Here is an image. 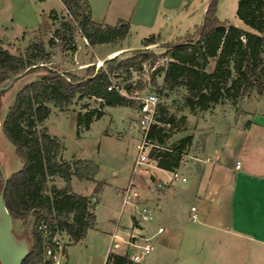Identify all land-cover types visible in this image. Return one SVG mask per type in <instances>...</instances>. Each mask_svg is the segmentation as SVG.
Listing matches in <instances>:
<instances>
[{
    "label": "trees",
    "instance_id": "obj_1",
    "mask_svg": "<svg viewBox=\"0 0 264 264\" xmlns=\"http://www.w3.org/2000/svg\"><path fill=\"white\" fill-rule=\"evenodd\" d=\"M61 1L90 46L122 41L130 32L128 21L119 20L114 26L94 21L87 0ZM217 3L218 0H210L203 25L195 37L189 36L183 42L167 45L162 56L137 51L134 58L118 61L119 54L106 60V68L101 66L95 71L89 66L83 78L45 68L47 74L25 85L17 93L15 102L2 121V133L23 162L22 168L8 178L4 196L6 207L12 220L35 218V228L28 237L31 251L22 264L44 262V248L49 240L39 230L40 224L47 226L49 236L64 233L73 243L84 239L88 231L96 227L92 198L75 193L71 178L75 175L79 179H90L99 168L93 161L76 160L69 163L59 160L61 145L58 138L50 135L47 129L39 128L50 116V104L62 109L71 105L76 95L80 94L100 98L106 106L132 107V101L112 87V77L131 62L141 67L143 59L151 56L152 65L159 58H169L164 69L163 88L169 92L183 88L184 105L191 113L208 111L226 99L236 101L245 98L253 88L263 94L264 0H239L238 3L237 16L255 32L222 25L216 17ZM57 16L53 10L49 18L56 20ZM38 28L47 31L48 21H43ZM54 35L62 39L71 38V23L62 22ZM156 43L155 37H149L143 45L148 47ZM51 44L53 40H50ZM31 50V56H22L0 48V87L36 65L38 58H47L43 43L34 44ZM103 116L101 109L78 113V130L81 126L88 130L94 121ZM167 121L173 122L175 118L171 116L168 120H159L161 123ZM162 130L163 127L158 124L153 125L148 139L163 144ZM192 139L191 135L187 136L181 145L173 149L155 147L148 157L158 167L174 171L182 163L184 144ZM53 176H60L66 182L65 187H50L49 178ZM103 188L104 184H97L93 194H100ZM105 264L142 263L131 261L128 252H110Z\"/></svg>",
    "mask_w": 264,
    "mask_h": 264
},
{
    "label": "rangeland",
    "instance_id": "obj_2",
    "mask_svg": "<svg viewBox=\"0 0 264 264\" xmlns=\"http://www.w3.org/2000/svg\"><path fill=\"white\" fill-rule=\"evenodd\" d=\"M108 1L89 0L91 6L94 7L93 17L101 19V14L110 9L111 14L106 16L105 23L116 25V15L120 12H127L128 8L127 5H115V1L110 6ZM207 1L196 0L194 2L193 6L197 7L194 15L192 12L178 14L176 11H169L159 18L158 27H162L160 33L163 46L145 47L141 41L144 37L149 36L148 30L142 27H133L123 44L130 49L120 53L118 61L134 58V53L137 51L162 56L166 52L167 45L183 42L189 36L195 37L198 29L203 25L205 16L202 15L201 9ZM238 3L239 0H218L217 19L222 25H232L255 32L237 16ZM53 10L58 15L56 20L49 18L50 12ZM45 20L49 23V29L42 31L38 27ZM62 22L71 23L73 31L71 38L62 39L54 35V32L61 28ZM50 40H53L51 45ZM38 42L43 43L47 58H38L36 65L42 66L31 69L28 74L17 80L9 90L0 95L1 121L5 119L9 108L15 102L17 93L25 85L47 74L45 68L54 69L60 73L75 74L83 78L86 76L88 68H83L80 63L93 60L94 57H101L109 46V44H100L90 47L61 0H0V48L6 49L13 55L31 56L33 51L31 48ZM122 43L123 40L115 42L116 47L121 46ZM105 62L101 65L104 68L107 67ZM152 62V56L143 59L141 67L131 62L129 66L115 72L112 77V85L132 101L130 102L132 107L106 106L100 98L77 94L73 103L64 106L62 109L50 104V116L39 126L41 129H47L50 135L58 138L61 145L60 161L69 163L76 160L93 161L98 166L97 174L90 179H79L73 175L71 185L73 191L88 193V196L92 198L91 202L95 213V197L98 196L93 194V188L97 184H104V188L99 194L100 202L96 210L100 227L119 225L124 228V226L130 225L132 220L135 224L138 223L136 216H139V208L136 206V200L123 204L125 191L130 181L134 180L137 191L139 186L151 189L153 184L157 188H162L164 185L158 186L159 183L156 184L152 172L156 171L157 163L150 160L149 157L146 163L139 166V171L134 173L139 156L137 145L144 139V132L138 122L140 105L138 96L157 93L160 97L156 120L158 126L163 127L161 135L164 138V143L158 144L155 141H150L149 153L155 147L176 148L181 145L184 138L190 135L194 139L193 124L188 120V114L191 112L184 105V89L179 88L174 92H169L163 88L164 69L169 58H159L155 65H152ZM99 64L100 62L96 61L95 64L91 65V68L97 71L101 67ZM214 64L213 62L212 65L214 66ZM258 94L257 90L253 88L247 97L236 101L226 99L219 106L225 107L226 111L228 107H233L235 112L242 114L247 109V102L257 98ZM97 109L103 110L104 116L100 120L94 121L88 130L84 129L83 126L78 130V113L84 114ZM171 116L175 118V121L170 123L168 121L159 122L160 118L168 120ZM193 139L183 146L182 150L185 154L182 163L184 166L189 163L188 155L194 153L198 146ZM22 166L23 162L17 156L15 147L1 132L0 191L4 186L2 171L6 178H9ZM65 185L66 182L60 176L49 178L50 187L55 186L61 189ZM12 227L18 238L26 237L28 239L35 228V218L12 220ZM104 229L106 231V228Z\"/></svg>",
    "mask_w": 264,
    "mask_h": 264
},
{
    "label": "crops",
    "instance_id": "obj_3",
    "mask_svg": "<svg viewBox=\"0 0 264 264\" xmlns=\"http://www.w3.org/2000/svg\"><path fill=\"white\" fill-rule=\"evenodd\" d=\"M87 1L92 19L109 25L105 19L110 9L101 14V19H95L94 7ZM114 1L128 8L116 15L117 22L129 21L130 31L133 27L148 30L149 36L141 44L155 37L157 43L151 47L163 46L158 22L164 13L194 15L197 11L193 6L196 0H109V5ZM209 2L201 9L203 16ZM126 39L118 47L110 43L104 55L80 64L88 68L96 61L115 57L113 53L117 51H127L130 47L123 46ZM225 109L216 105L208 111L188 114L194 129L193 141L198 146L188 155L189 163L176 169L188 178L187 182L171 181L172 171L156 166L153 177L156 184H164L162 188L155 184L151 189L139 186L136 206H147L155 215L153 222L139 225L142 238L135 240L145 245V238L153 237L154 248L142 264H264V92L249 100L242 114L233 107ZM96 196V227L78 243L60 234L65 242L62 264H105L110 252L132 251L125 241L135 223L132 220L124 228L100 227L96 215L100 195ZM192 207L197 209V221L190 219ZM159 228H163L161 233ZM114 234L121 239H114Z\"/></svg>",
    "mask_w": 264,
    "mask_h": 264
},
{
    "label": "built area",
    "instance_id": "obj_4",
    "mask_svg": "<svg viewBox=\"0 0 264 264\" xmlns=\"http://www.w3.org/2000/svg\"><path fill=\"white\" fill-rule=\"evenodd\" d=\"M137 98L140 101V105L138 108V122L144 132V139L139 145H137L139 156L136 161L134 173L139 171L140 165H143L148 161V154L150 149V140L148 139V133L151 127L157 124L156 113L160 104V97L157 93H148L142 96H138ZM237 167H240L239 162L237 163ZM171 181L175 183L187 182L188 178L179 170H174L171 174ZM158 186H161V184L159 183ZM138 196L139 193L136 187L134 186V180H132L126 188L123 204H127L130 201L132 202V200L138 198ZM190 219L192 221L198 220L196 207L191 208ZM152 220H154L153 211L147 206L140 207L139 216L137 217L138 224L134 225L131 232L129 233V238L125 241L127 245L132 247V251H128V253L130 260L133 262L142 263L154 248L153 244L151 243L153 237L145 238V240L148 242L145 245H139L135 241L138 238H142V236L139 234V225L146 222H150ZM38 228L44 234V237L48 236L49 240V243L46 244L44 248L43 264H61V260L63 259L65 254V242L60 237V233H56L53 236H49L50 233L48 232L47 226L45 224H40ZM162 231L163 228L158 229V233H161ZM113 237L116 240L121 239L117 234H114Z\"/></svg>",
    "mask_w": 264,
    "mask_h": 264
},
{
    "label": "water",
    "instance_id": "obj_5",
    "mask_svg": "<svg viewBox=\"0 0 264 264\" xmlns=\"http://www.w3.org/2000/svg\"><path fill=\"white\" fill-rule=\"evenodd\" d=\"M38 66L42 65H34L13 77L6 86L0 87V93L9 90L17 80L28 74L31 69ZM1 132L2 121L0 116V138ZM2 174L4 186L0 191V264H22L25 258L30 254L31 245L26 237L20 239L13 231L12 217L4 201L8 178H6L3 171Z\"/></svg>",
    "mask_w": 264,
    "mask_h": 264
},
{
    "label": "bare ground",
    "instance_id": "obj_6",
    "mask_svg": "<svg viewBox=\"0 0 264 264\" xmlns=\"http://www.w3.org/2000/svg\"><path fill=\"white\" fill-rule=\"evenodd\" d=\"M121 52H122V51H117L116 53H113V54H115L114 56H117V55H119ZM103 62H104V61H100L99 66L103 65Z\"/></svg>",
    "mask_w": 264,
    "mask_h": 264
}]
</instances>
